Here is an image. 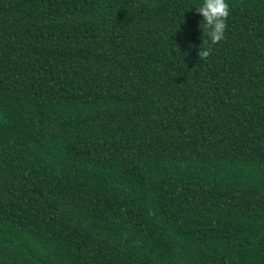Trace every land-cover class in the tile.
<instances>
[{"label":"trees","instance_id":"trees-1","mask_svg":"<svg viewBox=\"0 0 264 264\" xmlns=\"http://www.w3.org/2000/svg\"><path fill=\"white\" fill-rule=\"evenodd\" d=\"M0 264H264V0H0Z\"/></svg>","mask_w":264,"mask_h":264}]
</instances>
